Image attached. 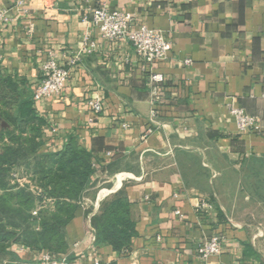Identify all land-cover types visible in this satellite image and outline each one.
Instances as JSON below:
<instances>
[{
	"label": "crops",
	"instance_id": "obj_1",
	"mask_svg": "<svg viewBox=\"0 0 264 264\" xmlns=\"http://www.w3.org/2000/svg\"><path fill=\"white\" fill-rule=\"evenodd\" d=\"M15 2L0 0L13 18L0 24L1 70L31 91L48 52L70 70L62 91L34 106L44 120L39 150L72 138L93 159L65 228L68 247L52 253L57 264H264V216L253 214L264 212V0H108L170 41L167 57L151 64L83 20L100 0H25L26 13ZM85 33L95 49L71 63ZM151 71L163 76L157 106ZM230 101L257 117L259 132H237ZM118 191L135 223L122 253L97 245L91 227L100 202ZM200 199L213 210L197 214ZM214 234L221 253L200 258L197 246ZM42 252L13 244L1 264H38Z\"/></svg>",
	"mask_w": 264,
	"mask_h": 264
},
{
	"label": "trees",
	"instance_id": "obj_2",
	"mask_svg": "<svg viewBox=\"0 0 264 264\" xmlns=\"http://www.w3.org/2000/svg\"><path fill=\"white\" fill-rule=\"evenodd\" d=\"M33 91L25 82L14 80L0 68V264L10 247L18 244L30 250L65 252V228L80 207V201L93 173L89 151L68 139L56 152H41L44 120L33 106ZM21 169L36 187L10 184L13 168ZM49 200V210H36V201ZM36 224V227H35ZM97 245H109L125 252L135 235L129 201L118 191L104 198L91 217Z\"/></svg>",
	"mask_w": 264,
	"mask_h": 264
},
{
	"label": "built area",
	"instance_id": "obj_3",
	"mask_svg": "<svg viewBox=\"0 0 264 264\" xmlns=\"http://www.w3.org/2000/svg\"><path fill=\"white\" fill-rule=\"evenodd\" d=\"M108 0H100V2L88 10V16L83 20H89L99 33V36L107 40H127L133 47L138 57L146 64L164 60L171 48L170 41L165 34L159 30L150 28L144 24L134 26V17L131 13L122 8L109 9L107 7ZM25 0H16L15 7L26 13L23 9ZM13 18L8 15L6 9H0V24H7ZM32 30V25L29 31ZM96 42L91 38L90 34L85 33L71 58V63L78 61L82 56L93 53ZM48 58L40 67V77L33 85V106L45 98L58 95L67 81L70 70L68 67L59 66L57 57L54 52H48ZM185 64H190V59L184 60ZM163 76L159 72L151 71L147 77V86L150 95V102L153 106H157L162 96ZM88 105L93 113H99L102 110V103L99 100H90ZM226 108L230 116L233 118L238 133L259 132L260 126L256 116L248 114L244 108L235 105L233 102H227ZM151 116L155 117L154 109ZM197 214H206L213 210L211 203L207 199H200L194 206ZM174 213L181 215L179 210ZM36 214V210L32 212ZM222 251V239L217 235H211L203 240L197 246V254L202 259L209 256L219 255ZM38 264H57L53 259L52 253L44 251L40 254Z\"/></svg>",
	"mask_w": 264,
	"mask_h": 264
},
{
	"label": "rangeland",
	"instance_id": "obj_4",
	"mask_svg": "<svg viewBox=\"0 0 264 264\" xmlns=\"http://www.w3.org/2000/svg\"><path fill=\"white\" fill-rule=\"evenodd\" d=\"M0 125L2 127H5V128L8 126L7 122L3 121V120L0 121ZM9 180H10V184H16L18 186L27 185V186H29V190L33 191V193H35V195L38 194L36 187L32 184V182H30V180L27 176L22 174L21 169L14 167L9 174ZM50 206H51V202L49 200H45V201L37 200L35 205H34L33 211H35V210H49ZM253 214L264 216V212L258 211V210L253 211ZM35 216H37V215L35 214ZM35 227H36V224H35ZM91 227H92V225H91ZM44 251H46V250H44Z\"/></svg>",
	"mask_w": 264,
	"mask_h": 264
}]
</instances>
